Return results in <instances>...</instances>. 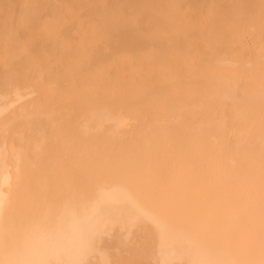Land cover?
<instances>
[{"label":"bare ground","instance_id":"1","mask_svg":"<svg viewBox=\"0 0 264 264\" xmlns=\"http://www.w3.org/2000/svg\"><path fill=\"white\" fill-rule=\"evenodd\" d=\"M0 67V264H264V0H0ZM23 81L115 102L26 152Z\"/></svg>","mask_w":264,"mask_h":264},{"label":"rangeland","instance_id":"2","mask_svg":"<svg viewBox=\"0 0 264 264\" xmlns=\"http://www.w3.org/2000/svg\"><path fill=\"white\" fill-rule=\"evenodd\" d=\"M226 3H227V1H226ZM226 3H225V7H227L228 5H226ZM239 3V2H238ZM237 3V4H238ZM228 4V3H227ZM236 4V3H235ZM236 4V5H237ZM229 5H231L230 3H229ZM236 31L239 33V34H243V36H247L248 37V39H251L250 38V35H249V32H248V30H247V27H245V26H242V25H238V26H236ZM2 74H6V70L3 68V67H0V86H1V89L3 90V88H4V90H6V87L8 88V89H10L13 85L15 86V84H11V86H9V81H5L4 79H5V76H3ZM3 78V79H2ZM3 80V81H2ZM6 82H8V83H6ZM24 82V81H23ZM5 83H6V85H5ZM25 83H27V85L25 84ZM31 83V84H30ZM25 85L26 86V88H25V90L24 89H21V90H24L26 93L27 92H30V90L33 92V88H34V92L33 93H35V94H29V93H27V94H29L30 95V97L28 98H26L25 99V104H24V109L26 110H24L23 111V117H21L17 122H14V124L11 126V130H12V133L10 132V134H9V136H12V137H14L15 139H17L16 137H19L18 139H21V140H19L20 142H21V145H25V141L26 140H28L27 139V137L29 138L30 136H28V135H30L31 133L30 132H32V134H34L33 136V140L31 139V137L29 138V141H26V145H25V150H26V152H27V148H26V146H28V147H30L31 145H33V144H31V143H35V137H36V132L35 133H33L34 131V129H35V126L37 125H35L34 126V124L35 123H38V127H39V129H42L41 128V124L42 125H44L42 122H46V123H50L49 125H50V127H51V124H52V126L53 125H55V126H53V129L51 130V132L49 131V132H47L48 130V128L45 130V137H47V139H50L49 137L51 136V139L53 138V136H54V134L57 136H54V137H56L57 138V141H58V137H60V134L63 136H65V137H63L62 139H64V138H66V136L68 137L69 135H70V133H69V131L71 130V128H70V130H69V127H70V125L69 124H71L73 121H75V120H73V119H77V117H75V115H76V113H78L77 115H79V114H82V112H84L85 110H90V111H94L95 109H97L96 107H98V109H99V111H100V109H101V107L99 108V105L102 103V102H106V103H109V104H113V102H115L114 100H105V99H98V100H96L97 102L98 101H100V102H98V106H96V105H93V104H96L97 102L95 101V99H93V100H89V99H82L83 100V102H85V101H87V100H89L90 102H88L87 101V103H80V102H82V100L81 99H78V101L76 100V101H74V100H72L73 99V97H71V95L69 94L68 95V93H60V94H56V93H50V94H45V93H43L41 90V87H42V85H41V83H38V82H29V81H27V82H24V83H19V88H21V85ZM38 84H40L41 86H39ZM4 86V87H3ZM25 86H23V88L25 87ZM33 88H32V87ZM3 87V88H2ZM10 87V88H9ZM27 87H28V89L29 90H27ZM55 87V86H54ZM37 88H38V90H37ZM0 89V90H1ZM32 92H30V93H32ZM42 92V93H41ZM43 94V95H42ZM72 98V99H71ZM27 100V101H26ZM81 100V101H80ZM85 100V101H84ZM104 100V101H103ZM92 101H95L93 104H92ZM100 103V104H99ZM103 103V104H104ZM105 103V104H106ZM77 105H79V108H78V106ZM85 105H88V109H85V110H82V109H84V107H85ZM91 105H93V106H91ZM75 106L77 107V112H76V108H75ZM81 106H83V107H81ZM90 106H91V109H90ZM109 106V108L111 109V111H110V109L109 108H107V109H105V108H103V107H105V106H103L102 108L104 109V112L106 113V114H108L109 115V112H110V115H114V114H116L115 112H116V107H114V106H111V105H107L106 107H108ZM85 107V108H86ZM93 107V108H92ZM89 110H88V112H89ZM98 111V110H97ZM103 111V110H102ZM108 111V112H107ZM112 111H114V112H112ZM49 112V113H48ZM52 112H53V114H52ZM86 113H87V111H86ZM90 113V112H89ZM92 114H94L93 112H91ZM95 113H96V110H95ZM98 113V112H97ZM112 113V114H111ZM114 113V114H113ZM44 114L45 115H49V117H47L46 116V118H45V116H44ZM51 114V115H50ZM56 114V115H55ZM85 114V113H84ZM82 114L81 115V117L83 116H85V115H87V114ZM34 115H36V116H34ZM76 115V116H77ZM25 116H27V120L28 121H26L25 120ZM88 116H90V114H88L86 117H88ZM94 116V115H93ZM96 116H98V115H96ZM28 117H29V119H31V120H29L28 119ZM34 117V118H33ZM36 117V118H35ZM39 117V118H38ZM42 117H43V119H42ZM58 117V118H57ZM80 117V116H79ZM82 117V118H83ZM42 120H41V119ZM44 118H45V120H44ZM85 118V117H84ZM82 119V121L83 120H85V119ZM40 119V120H39ZM47 119H48V121H47ZM50 119V120H49ZM34 121V124H32V122ZM38 120L39 121H42V122H38ZM44 120V121H43ZM80 120V119H79ZM89 120V119H88ZM52 121H54V123L52 122ZM87 121V120H86ZM23 122H28V124L31 122V124H32V126L34 127V129H33V127L29 124H26V127L28 128H26L25 127V124H23ZM56 122V123H55ZM79 121L77 120V124H80V125H78L76 128L78 129V127L79 126H81V124H82V122L81 123H78ZM84 122V121H83ZM45 123V124H46ZM76 123H74V124H76ZM19 124H23L22 126L20 125V126H18ZM58 124H59V126H58ZM86 124V123H85ZM40 125V126H39ZM49 125H44L45 127H48ZM57 125V126H56ZM72 125H73V123H72ZM72 125H71V127H72ZM28 126H30V127H28ZM74 126H76V125H74ZM15 127H21L20 128V132H19V128L17 129V130H15V132H16V134L15 133H13V130L14 129H16ZM32 127V128H31ZM43 127V126H42ZM58 127H59V129H58ZM22 128H26L27 130H28V132H27V130H25V129H22ZM36 128H37V126H36ZM52 128V127H51ZM73 128H75V127H73ZM31 129V130H30ZM44 129V128H43ZM50 130V129H49ZM55 130H58L57 132H55ZM69 130V131H68ZM23 131V132H22ZM72 131H73V129L71 130V134H72ZM20 133H22V134H20ZM47 133H49V135H47ZM52 135H51V134ZM54 133V134H53ZM75 133V131H73V135H75L74 134ZM12 134V135H11ZM28 134V135H27ZM21 135V136H20ZM72 135V136H73ZM16 136V137H15ZM49 136V137H48ZM61 136V137H62ZM72 136L70 135V137L72 138ZM76 136V135H75ZM75 136H73V139L72 140H75L76 138H75ZM11 137V138H12ZM75 138V139H74ZM13 139V138H12ZM23 139V140H22ZM54 140H55V138H53ZM45 140H46V138H45ZM54 140H52V143H50L49 141H51V140H49L47 143L46 142H44L46 145L45 146H47L48 148H49V145H51L52 144V147H54V146H56L55 145V143H54ZM72 140H67V138H66V142L68 143V142H71ZM14 141H16L17 142V140H14ZM18 141V143L17 144H20V142ZM33 141V142H32ZM57 141H55V142H57ZM62 141V140H61ZM60 141V142H61ZM64 141H65V139H64ZM64 141H62V142H64ZM59 142V141H58ZM59 142V143H60ZM65 142V143H66ZM30 143V144H29ZM49 143V144H48ZM58 143V144H59ZM29 144V145H28ZM48 144V145H47ZM57 144V145H58ZM63 144V143H62ZM51 147V148H52ZM31 149H32V151H33V147H30ZM50 148V149H51ZM30 149V150H31ZM50 149H48V150H50ZM28 151H29V148H28ZM32 159H33V157H34V159H35V156H31V155H33L34 154V152H33V154L31 153L30 154V151H29V153H27ZM28 155H26V158L27 157H29ZM29 157V159L27 158V160L26 161H31L32 159ZM64 158H66V160L67 159H69L68 157H64ZM65 160V159H64ZM66 162V161H65ZM63 163V170H62V172L64 171V170H67V169H71V164H70V162H69V160H67V163ZM40 163H41V161H40ZM58 164L60 165L61 164V166H62V161H61V159H59V162H58ZM38 165V166H37ZM36 165V167H38V168H36V169H40V167H41V169H44L45 167H47V166H45V164L43 165L44 166V168H42L43 166H41V164H37ZM39 165H40V167H39ZM59 167V166H58ZM66 169H65V168ZM43 171H45V169L43 170ZM40 174V173H39ZM31 175H34V174H31ZM38 175V174H37ZM37 175H35V176H37Z\"/></svg>","mask_w":264,"mask_h":264}]
</instances>
